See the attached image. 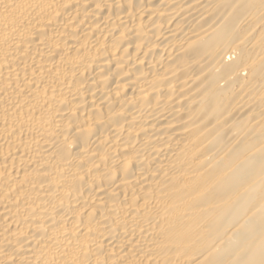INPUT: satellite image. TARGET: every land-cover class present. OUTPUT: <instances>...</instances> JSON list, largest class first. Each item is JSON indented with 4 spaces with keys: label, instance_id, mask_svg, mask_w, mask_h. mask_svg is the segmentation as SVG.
I'll return each mask as SVG.
<instances>
[{
    "label": "bare ground",
    "instance_id": "obj_1",
    "mask_svg": "<svg viewBox=\"0 0 264 264\" xmlns=\"http://www.w3.org/2000/svg\"><path fill=\"white\" fill-rule=\"evenodd\" d=\"M0 264H264V0H0Z\"/></svg>",
    "mask_w": 264,
    "mask_h": 264
}]
</instances>
